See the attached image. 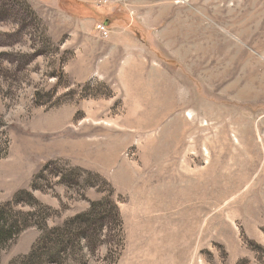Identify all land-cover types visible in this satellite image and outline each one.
Returning <instances> with one entry per match:
<instances>
[{"label": "rangeland", "instance_id": "1", "mask_svg": "<svg viewBox=\"0 0 264 264\" xmlns=\"http://www.w3.org/2000/svg\"><path fill=\"white\" fill-rule=\"evenodd\" d=\"M15 198L0 264H264V0H0Z\"/></svg>", "mask_w": 264, "mask_h": 264}, {"label": "trees", "instance_id": "2", "mask_svg": "<svg viewBox=\"0 0 264 264\" xmlns=\"http://www.w3.org/2000/svg\"><path fill=\"white\" fill-rule=\"evenodd\" d=\"M16 201H18V198L0 207V253L10 242L30 227V215L16 212Z\"/></svg>", "mask_w": 264, "mask_h": 264}, {"label": "built area", "instance_id": "3", "mask_svg": "<svg viewBox=\"0 0 264 264\" xmlns=\"http://www.w3.org/2000/svg\"><path fill=\"white\" fill-rule=\"evenodd\" d=\"M97 30H98L99 34L105 39L108 38L110 35V31H109L106 24H102V23L98 24Z\"/></svg>", "mask_w": 264, "mask_h": 264}, {"label": "crops", "instance_id": "4", "mask_svg": "<svg viewBox=\"0 0 264 264\" xmlns=\"http://www.w3.org/2000/svg\"><path fill=\"white\" fill-rule=\"evenodd\" d=\"M115 30H130V29H127V28H118V29H115Z\"/></svg>", "mask_w": 264, "mask_h": 264}]
</instances>
